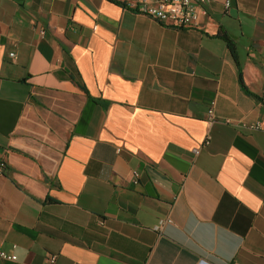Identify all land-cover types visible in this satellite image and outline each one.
Wrapping results in <instances>:
<instances>
[{"label": "crops", "instance_id": "0c3cea01", "mask_svg": "<svg viewBox=\"0 0 264 264\" xmlns=\"http://www.w3.org/2000/svg\"><path fill=\"white\" fill-rule=\"evenodd\" d=\"M226 1L0 0V264H264V0Z\"/></svg>", "mask_w": 264, "mask_h": 264}, {"label": "built area", "instance_id": "2783aa9c", "mask_svg": "<svg viewBox=\"0 0 264 264\" xmlns=\"http://www.w3.org/2000/svg\"><path fill=\"white\" fill-rule=\"evenodd\" d=\"M209 0H153V3L143 2L139 7V13L143 14L152 20L161 23L167 27L176 29H186L197 27L202 17L208 16L207 10L204 8ZM231 9V2L227 0L224 5L225 13H229ZM12 59L16 58L15 53H10ZM261 105L264 107V90L260 97ZM216 102L212 101L208 110L207 122L209 125H213L217 122L215 117ZM227 124H231L230 121H225ZM236 127H241L245 130L252 132L264 133V122L256 121L252 123H240L234 124ZM205 144H208L206 141ZM7 169L6 162H0V178L5 175ZM139 175L134 173V183L138 184ZM171 221H162L161 224ZM0 257L3 259L14 260L15 257H10L7 254L1 252ZM56 256H52L48 264H55Z\"/></svg>", "mask_w": 264, "mask_h": 264}, {"label": "trees", "instance_id": "16d2710c", "mask_svg": "<svg viewBox=\"0 0 264 264\" xmlns=\"http://www.w3.org/2000/svg\"><path fill=\"white\" fill-rule=\"evenodd\" d=\"M123 5V4H122ZM125 6V5H123ZM223 38L224 40L228 43L229 46H231V41L229 40V38L226 36V35H223ZM232 47V46H231ZM232 52H233V55H234V58L236 59V54H235V51L234 49L232 48Z\"/></svg>", "mask_w": 264, "mask_h": 264}]
</instances>
